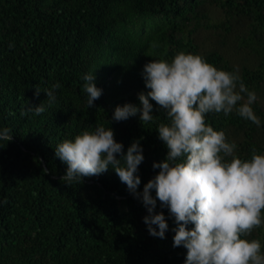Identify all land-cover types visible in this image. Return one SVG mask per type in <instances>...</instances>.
Segmentation results:
<instances>
[{
  "label": "trees",
  "instance_id": "1",
  "mask_svg": "<svg viewBox=\"0 0 264 264\" xmlns=\"http://www.w3.org/2000/svg\"><path fill=\"white\" fill-rule=\"evenodd\" d=\"M180 52L239 70L257 94L252 107L262 125L235 110L205 120L236 143L240 159L264 154V0H0V128L13 134L0 143V264H184L187 250L172 246L177 225L158 200L154 211L169 225L164 239L149 235L145 207L113 170L67 186V166L55 156L63 141L110 127L125 151L140 141L142 192L159 171L153 162L167 154L156 129L168 118L150 98L151 123L138 115L117 122L113 111L139 105L138 94L150 91L144 64ZM91 73L102 95L87 108L83 76ZM57 83L55 103L40 115L26 112L47 105L43 92ZM243 238L264 250V226Z\"/></svg>",
  "mask_w": 264,
  "mask_h": 264
},
{
  "label": "clouds",
  "instance_id": "2",
  "mask_svg": "<svg viewBox=\"0 0 264 264\" xmlns=\"http://www.w3.org/2000/svg\"><path fill=\"white\" fill-rule=\"evenodd\" d=\"M238 71L218 70L203 57L184 52L171 62L144 64L141 75L150 91L138 94L139 105L116 106L112 119L120 122L138 115L140 123L153 122L149 98L165 112L169 122L156 129L167 149L165 158L152 164L158 173L138 192V167L144 161L140 141L133 140L125 151L110 127L97 126L56 146L55 156L67 166L61 181L79 185L84 178L113 170L145 207L143 222L149 235L164 239L169 225L163 211H154L158 200L177 225L172 246L187 250L184 264H264L261 242L243 238L264 226V154L240 159L234 154L236 143L227 142L225 133L205 120L209 113L228 115L235 110L257 127L262 125L252 107L257 94L248 91ZM83 80L87 108L93 107L102 89L95 85L93 73ZM59 87L57 83L43 92L47 105L40 102L26 112H45L56 102ZM40 93L35 88V95ZM12 139L10 128H0V143L5 146ZM225 157H231L230 162Z\"/></svg>",
  "mask_w": 264,
  "mask_h": 264
}]
</instances>
